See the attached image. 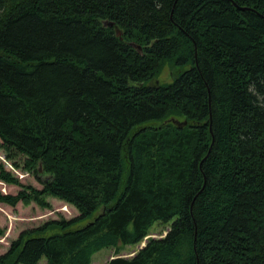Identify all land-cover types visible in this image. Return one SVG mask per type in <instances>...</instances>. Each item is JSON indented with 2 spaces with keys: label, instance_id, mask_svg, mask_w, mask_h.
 Listing matches in <instances>:
<instances>
[{
  "label": "trees",
  "instance_id": "obj_1",
  "mask_svg": "<svg viewBox=\"0 0 264 264\" xmlns=\"http://www.w3.org/2000/svg\"><path fill=\"white\" fill-rule=\"evenodd\" d=\"M0 140L80 213L0 264H264V0H0Z\"/></svg>",
  "mask_w": 264,
  "mask_h": 264
},
{
  "label": "rangeland",
  "instance_id": "obj_2",
  "mask_svg": "<svg viewBox=\"0 0 264 264\" xmlns=\"http://www.w3.org/2000/svg\"><path fill=\"white\" fill-rule=\"evenodd\" d=\"M137 49L141 50V47H137ZM174 73L176 71L173 68L166 66L160 76L159 83H170ZM171 121L174 124H179L183 121V118H172ZM11 153L3 147L0 140V175L9 176L13 179V181L0 179V192L4 195L14 197L20 195L22 197L16 205L0 203V258L12 251L14 242L23 233L43 229L44 227L46 229V226L53 222L71 221L80 215L73 205L54 197L36 194V192H41L44 189L43 184L40 182V180H45L43 165L39 162V165L31 166L26 155ZM37 170H39V173H37ZM38 197L43 199L47 206L41 205L37 201ZM91 218L74 225L72 229L84 225ZM169 230L170 228L167 225L154 224L150 228L147 237L140 244L122 245L118 243L117 247L105 248L93 255L91 264H108L112 259L118 257L132 259L151 240L156 241L165 238ZM54 231L59 230L49 232ZM40 264H47V261L43 260Z\"/></svg>",
  "mask_w": 264,
  "mask_h": 264
},
{
  "label": "water",
  "instance_id": "obj_3",
  "mask_svg": "<svg viewBox=\"0 0 264 264\" xmlns=\"http://www.w3.org/2000/svg\"><path fill=\"white\" fill-rule=\"evenodd\" d=\"M234 6L236 7L237 5L236 4H234ZM243 10H245V11H249L250 9H247V8H243ZM118 36H121V32L120 31H118ZM196 56H197V50H196ZM185 125H186V123H185Z\"/></svg>",
  "mask_w": 264,
  "mask_h": 264
}]
</instances>
